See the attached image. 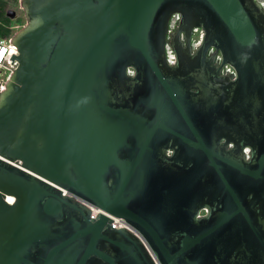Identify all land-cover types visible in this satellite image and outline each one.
I'll list each match as a JSON object with an SVG mask.
<instances>
[{"label":"water","instance_id":"95a60500","mask_svg":"<svg viewBox=\"0 0 264 264\" xmlns=\"http://www.w3.org/2000/svg\"><path fill=\"white\" fill-rule=\"evenodd\" d=\"M19 3L0 264H264L259 2Z\"/></svg>","mask_w":264,"mask_h":264},{"label":"built area","instance_id":"2783aa9c","mask_svg":"<svg viewBox=\"0 0 264 264\" xmlns=\"http://www.w3.org/2000/svg\"><path fill=\"white\" fill-rule=\"evenodd\" d=\"M17 28V24L9 27L11 30L7 35L0 34V88H3L5 80H7L17 66V60L13 57L17 54L16 45L12 42V34L14 33V28ZM6 27L2 24L0 20V29ZM96 211H92L94 214ZM112 225L114 227H119L123 225L121 219L113 217Z\"/></svg>","mask_w":264,"mask_h":264},{"label":"flooded vegetation","instance_id":"af4514ba","mask_svg":"<svg viewBox=\"0 0 264 264\" xmlns=\"http://www.w3.org/2000/svg\"><path fill=\"white\" fill-rule=\"evenodd\" d=\"M260 4V6L262 7V9H264V0H257ZM5 19L4 20H1L2 24L6 27H11V26H14L15 24L13 23V21L15 19L18 18V15L16 13L15 10H12L10 9L9 7L6 6L5 8ZM178 21H179V17L177 15H173L172 16V19L169 23V30L170 31H173L175 32L176 31V27H177V24H178ZM199 34H200V29L197 28L196 30L193 31V33L191 34V44L193 43H196L199 39ZM181 35V39L183 40L182 38V33L180 34ZM185 43V42H184ZM168 51L170 53V56H172V51L171 49L168 47ZM215 52V49L213 48H210L208 50V55L212 54ZM174 58L173 56L169 58V62L171 64L174 63ZM212 67L214 66H217V65H220V59H219V53L216 51V58L212 61ZM229 71H232V69L228 66V65H222V68L220 69V73H226V72H229Z\"/></svg>","mask_w":264,"mask_h":264},{"label":"rangeland","instance_id":"374dc122","mask_svg":"<svg viewBox=\"0 0 264 264\" xmlns=\"http://www.w3.org/2000/svg\"><path fill=\"white\" fill-rule=\"evenodd\" d=\"M7 7L15 10L18 15V18L13 21L15 25L17 24V28L16 26L14 28L15 31L25 23V16L22 7L20 6L19 0H7Z\"/></svg>","mask_w":264,"mask_h":264},{"label":"trees","instance_id":"16d2710c","mask_svg":"<svg viewBox=\"0 0 264 264\" xmlns=\"http://www.w3.org/2000/svg\"><path fill=\"white\" fill-rule=\"evenodd\" d=\"M7 6V0H0V19L4 20L5 19V8ZM10 29L9 27H2V29H0V34L1 35H7L10 33Z\"/></svg>","mask_w":264,"mask_h":264},{"label":"bare ground","instance_id":"6f19581e","mask_svg":"<svg viewBox=\"0 0 264 264\" xmlns=\"http://www.w3.org/2000/svg\"><path fill=\"white\" fill-rule=\"evenodd\" d=\"M7 198H8V200H9V201H11V200H12V197H7Z\"/></svg>","mask_w":264,"mask_h":264}]
</instances>
